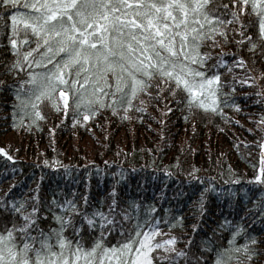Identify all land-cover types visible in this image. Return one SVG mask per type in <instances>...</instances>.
Wrapping results in <instances>:
<instances>
[{"label": "trees", "instance_id": "trees-1", "mask_svg": "<svg viewBox=\"0 0 264 264\" xmlns=\"http://www.w3.org/2000/svg\"><path fill=\"white\" fill-rule=\"evenodd\" d=\"M12 11L32 10L25 7V0H19L18 7L0 3V140L8 133L20 137L5 150L11 159L0 153V197L22 199L29 208L38 203L40 225L47 229L56 223L52 214L61 211L51 204L54 197L58 202L70 199L85 211L97 208L106 212L112 189L116 188L117 228L106 238L111 243L121 236V223L127 236L129 229L135 230L131 221L150 217L160 228L157 241L176 236V249L188 254L173 264H214L218 250L229 248L230 239L236 246L252 237L255 243L249 248L255 249V255L247 259L243 251L232 254L240 257V264H264V183L253 179L257 175L264 178L260 164L264 42L258 39V17L251 12L250 4L248 12L240 15L243 26L235 21L222 25L227 39L217 34L218 46L213 47L209 41L202 49L212 53L206 61L209 66L216 64L218 56L225 62L209 67L210 74L220 73L224 82L221 91L228 94L219 95L217 111L189 110L182 102L183 92L173 97L166 89L158 97L142 96L143 111L133 108L125 114L123 108L113 111L107 107L87 121L83 105L77 109V97L71 93L67 112L63 101L57 110L53 100L42 98L36 106L39 117L31 104L24 106L17 99L18 93L27 96L25 89L32 87L26 83L28 73L43 71L47 65L33 67L24 61V52L35 48L38 38L31 29L24 31L22 21L13 33ZM228 15L230 12L223 18ZM249 33L257 43L255 49L243 40ZM26 35L28 40L24 39ZM11 39L18 40L15 52ZM41 51L43 45L30 58L34 61ZM237 57L243 58L242 67ZM17 60L24 62L10 71ZM244 79L254 82L246 84ZM21 81H25L22 87ZM55 97H59L58 91ZM166 107L171 111H165ZM96 131L99 133L94 135ZM117 134L127 136L128 141L109 144L110 135ZM89 136L101 138L97 141L99 154L91 159L72 143ZM125 211L130 213L129 220L122 215ZM45 212L47 215H43ZM12 219V211L0 208V228L5 221L11 224ZM20 219L17 214L16 220ZM79 220L77 215L76 222ZM237 226L243 231L233 239ZM71 231L66 229L68 234ZM90 235L85 231V243L91 242L87 238ZM156 251L163 253V249ZM156 264L168 262L157 258Z\"/></svg>", "mask_w": 264, "mask_h": 264}, {"label": "snow or ice", "instance_id": "snow-or-ice-1", "mask_svg": "<svg viewBox=\"0 0 264 264\" xmlns=\"http://www.w3.org/2000/svg\"><path fill=\"white\" fill-rule=\"evenodd\" d=\"M0 3L18 7L19 0H0ZM249 4L251 12L258 17V39L264 42V0H229V3L223 0H25V7L32 11H12L13 33L19 30L20 21L25 32L31 29L38 39L35 48L24 52V61L33 67H47L28 73L26 83L32 87L25 89L27 96L18 93L17 99L24 106L31 104L39 117L41 113L36 106L42 98L53 100L57 110L63 101L67 112L71 93L77 97L76 108L83 105L81 110L87 121L90 115L95 116L107 107L113 111L123 108L125 114L133 108L143 111L142 96L158 97L167 89L173 97L183 92L182 102L189 110L217 111L221 104L219 95L228 94L221 91L224 82L220 73L210 74L209 67L216 68L225 62L218 56L216 64L209 66L206 61L212 53L202 49L209 41L213 47L218 46L217 34L227 39L222 25L235 21L243 26L240 15L248 12ZM226 12L230 15L224 19ZM24 39L28 40V36ZM243 40L249 41L251 48L257 47L251 33L243 36ZM10 43L13 51H17L18 40L11 39ZM41 45L43 51L33 61L30 57ZM237 60L242 67L243 58ZM24 61L17 60L9 70ZM253 82L243 80L246 84ZM24 83L20 82L21 87ZM153 88L159 91L153 92ZM164 110L171 111L167 107ZM260 148L264 172V140ZM0 153L9 156L4 148H0ZM253 179L264 183L261 175ZM116 191L112 189V201L106 212L97 208L85 211L70 199L58 202L54 197L51 204L61 211L52 214L56 223L47 229L40 225L38 203L29 208L22 199L0 197V208L13 213L11 224L5 221L0 228V264H156L157 258L173 264L180 257L187 258L183 249H176V236L155 239L160 228L150 217L131 221L135 230L129 229L127 236L123 235L125 228L121 223L117 241L111 243L106 239L117 228ZM32 199L38 201V197ZM17 214L21 217L19 221ZM122 215L125 220L130 219L128 211ZM69 228L71 234L66 232ZM85 231L91 233L87 237L90 243H85ZM241 231L237 226L233 239ZM253 243L255 237L246 238L244 244L236 246L230 239L229 248L218 250L214 264H229L232 260L240 264V257L232 252L243 251L250 259L255 255V249L249 248ZM156 249H163V253L154 252ZM169 252L175 255L165 254Z\"/></svg>", "mask_w": 264, "mask_h": 264}, {"label": "rangeland", "instance_id": "rangeland-1", "mask_svg": "<svg viewBox=\"0 0 264 264\" xmlns=\"http://www.w3.org/2000/svg\"><path fill=\"white\" fill-rule=\"evenodd\" d=\"M67 91V90H66ZM59 94V92H58ZM99 132L96 131L94 132V135H97ZM114 135V134H113ZM110 135L111 140H108L109 144H114L115 146L123 144L125 142L128 141V137L127 136H122L120 134H117L116 137ZM93 136H89V138H81V140H75L73 143V146H76L77 149L81 147V149L87 153V156L91 159V156L95 155V154H99V149L98 147L100 146L99 143H97L98 140H101V138H99L98 140H94ZM105 139V138H104ZM20 141V137L18 135H15L14 133H8L6 135L5 139H1L0 140V148H4L6 150V148L11 145V144H16L17 142Z\"/></svg>", "mask_w": 264, "mask_h": 264}, {"label": "bare ground", "instance_id": "bare-ground-1", "mask_svg": "<svg viewBox=\"0 0 264 264\" xmlns=\"http://www.w3.org/2000/svg\"><path fill=\"white\" fill-rule=\"evenodd\" d=\"M104 159H106V158H104Z\"/></svg>", "mask_w": 264, "mask_h": 264}]
</instances>
